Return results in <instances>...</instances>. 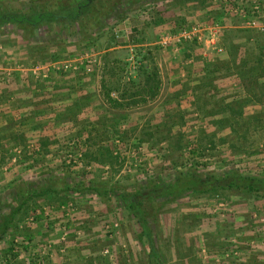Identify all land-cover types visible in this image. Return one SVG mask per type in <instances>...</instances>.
Wrapping results in <instances>:
<instances>
[{"label": "rangeland", "instance_id": "obj_1", "mask_svg": "<svg viewBox=\"0 0 264 264\" xmlns=\"http://www.w3.org/2000/svg\"><path fill=\"white\" fill-rule=\"evenodd\" d=\"M76 1L0 0V12ZM93 5L85 21H103L90 31L0 25V264H159L157 255L166 264H264V198L227 188L146 196L189 171L264 177V77L246 85L224 70L231 41L264 36V0ZM213 27L220 52L204 45ZM192 28L203 41L161 46ZM140 59L158 72L154 97L137 91ZM107 71L122 106L101 91ZM106 146L119 160L101 155ZM138 188L147 232L128 208Z\"/></svg>", "mask_w": 264, "mask_h": 264}, {"label": "trees", "instance_id": "obj_2", "mask_svg": "<svg viewBox=\"0 0 264 264\" xmlns=\"http://www.w3.org/2000/svg\"><path fill=\"white\" fill-rule=\"evenodd\" d=\"M93 1L95 0H77L69 7L60 10H40L30 13L22 11L0 12V25L16 24L23 27H38L43 24H72L78 22L81 23L83 28L85 27V29L90 31L97 26V23L101 25L103 21L102 16L100 20L98 18V20L94 22L90 19L89 22L85 21L88 18L87 16L89 15L90 18V15L95 11ZM246 40L247 42L244 44L242 43L243 41H231L230 45L232 46V50L230 46L229 49H227L229 50L227 55L229 65L225 66L226 69L224 70L242 80V83L248 85L247 82H251L250 84H252L253 79L264 77V36L248 35L246 36ZM140 62L141 67L139 71L141 73L140 76H142V81L137 82V91H139L140 94L143 93L144 96L154 97L158 94L160 85L158 72L155 68L150 69L146 65V61L140 59ZM222 67L224 68V66ZM222 67H216V63L213 65V69L216 71H222ZM109 75L110 72L108 71L102 75L100 85L101 91L110 102H113L117 106H122L120 101L113 99L110 95L112 91H118V87L111 85L112 82L111 79L108 78ZM262 82L261 84L264 85V81ZM144 99L145 98H143V100ZM15 134L17 136L19 133ZM22 135L24 136V134H19L18 138L21 137L19 142L24 143ZM51 142L52 141H49L48 137H44L40 140L41 146L44 147ZM25 147H27V145ZM98 151L102 152V149L100 148ZM20 152H22V150L19 147L18 153ZM104 152L106 154L103 155L102 153L101 155L108 157L109 160L112 159V161H117V159L119 160L120 158L119 155H113V151L107 146L104 148ZM220 188L243 191L264 198V177L242 174L237 170L230 169L222 176L210 174L204 178L189 171L187 173H179L170 184L153 185L146 193V196L154 197L161 194L177 196L184 193H205ZM48 189H50V187H43V191H48ZM140 190V188L135 189L131 194L128 199V208L138 217L142 230L147 232L148 227L144 218V209L141 208V202L139 201L141 195ZM22 202L15 209V212H18L24 205ZM12 213H14V211ZM7 224V222L4 223L5 226ZM152 253L157 255L154 250ZM157 258L159 264H166L160 256L157 255Z\"/></svg>", "mask_w": 264, "mask_h": 264}, {"label": "built area", "instance_id": "obj_3", "mask_svg": "<svg viewBox=\"0 0 264 264\" xmlns=\"http://www.w3.org/2000/svg\"><path fill=\"white\" fill-rule=\"evenodd\" d=\"M249 24L252 25V27L258 26V28L263 29L262 26H259L257 24L255 19L250 20ZM189 39H194V40L196 39V40H200V41L202 40V37H200V35L198 33V29L192 28L190 30H183V31H181V32H179V33H177L175 35H166L165 37H163L161 39V46L162 47H164V46L166 47L167 45L172 44V45H175V47H176L178 42H182L183 40H189ZM203 40H204V45L208 44V46H210L212 48V50H215L217 52L222 51V48L219 45V34H218L217 28H215V27L210 28L208 33H207V36H205V38H203ZM93 60L95 61L96 59H94V58L91 59V60L89 59L88 61L86 60V62L89 63V62H91ZM80 63L83 64L84 61L80 62ZM85 65L86 64H84V66ZM36 68H38V72H42V73L44 72V74H45V72L49 71V66H47V67L44 66L41 69H39V67H36ZM51 68H53V69L56 68L57 69V67L54 66V65H52ZM60 68L63 71H72L73 70L72 69L73 67L70 64H63ZM77 68H78V66H77Z\"/></svg>", "mask_w": 264, "mask_h": 264}]
</instances>
